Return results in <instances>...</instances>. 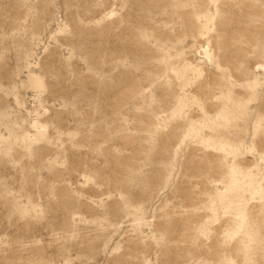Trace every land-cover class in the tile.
Returning <instances> with one entry per match:
<instances>
[{
	"label": "rangeland",
	"instance_id": "1",
	"mask_svg": "<svg viewBox=\"0 0 264 264\" xmlns=\"http://www.w3.org/2000/svg\"><path fill=\"white\" fill-rule=\"evenodd\" d=\"M0 264H264V0H0Z\"/></svg>",
	"mask_w": 264,
	"mask_h": 264
}]
</instances>
